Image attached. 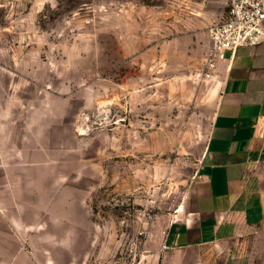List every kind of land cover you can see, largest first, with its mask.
<instances>
[{
    "label": "rangeland",
    "instance_id": "374dc122",
    "mask_svg": "<svg viewBox=\"0 0 264 264\" xmlns=\"http://www.w3.org/2000/svg\"><path fill=\"white\" fill-rule=\"evenodd\" d=\"M228 6L0 0V264H156L198 179Z\"/></svg>",
    "mask_w": 264,
    "mask_h": 264
},
{
    "label": "crops",
    "instance_id": "0c3cea01",
    "mask_svg": "<svg viewBox=\"0 0 264 264\" xmlns=\"http://www.w3.org/2000/svg\"><path fill=\"white\" fill-rule=\"evenodd\" d=\"M221 66L189 207L170 225L156 264H249L264 233V43L228 52Z\"/></svg>",
    "mask_w": 264,
    "mask_h": 264
},
{
    "label": "built area",
    "instance_id": "2783aa9c",
    "mask_svg": "<svg viewBox=\"0 0 264 264\" xmlns=\"http://www.w3.org/2000/svg\"><path fill=\"white\" fill-rule=\"evenodd\" d=\"M227 19L214 23L209 29L210 48L206 69L217 70L241 47L264 43V0H228Z\"/></svg>",
    "mask_w": 264,
    "mask_h": 264
}]
</instances>
